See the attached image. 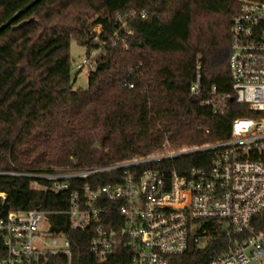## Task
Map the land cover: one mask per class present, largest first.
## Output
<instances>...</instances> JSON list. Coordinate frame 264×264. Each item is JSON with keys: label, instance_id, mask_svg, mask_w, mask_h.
<instances>
[{"label": "trees", "instance_id": "obj_1", "mask_svg": "<svg viewBox=\"0 0 264 264\" xmlns=\"http://www.w3.org/2000/svg\"><path fill=\"white\" fill-rule=\"evenodd\" d=\"M243 1L0 0V217L69 208V192L35 189L29 175L148 157L165 143L172 152L212 145L230 137L235 118L256 116L235 102L232 90L231 27ZM116 34L128 38L127 49L113 45ZM71 40L87 57L97 52L87 89L74 88ZM198 73L204 89L228 98L223 113L202 107L205 96L191 93ZM211 157L202 152L163 165L185 174L207 168ZM120 177L103 174L74 185ZM49 220L71 240L75 258L85 260L92 231L71 232L63 215ZM205 227L206 244H191L172 264H209L227 248L221 224ZM253 227L264 228V212Z\"/></svg>", "mask_w": 264, "mask_h": 264}, {"label": "built area", "instance_id": "obj_2", "mask_svg": "<svg viewBox=\"0 0 264 264\" xmlns=\"http://www.w3.org/2000/svg\"><path fill=\"white\" fill-rule=\"evenodd\" d=\"M101 31L96 26L95 33ZM231 36L235 102L256 116L235 118L230 137L212 145L172 152L165 143L161 153L148 157L29 175L39 189L69 192V208L10 211L0 217V264H172L191 244H206L205 223L210 221L221 224L230 238L209 264H264V228L253 227L255 217L264 212V0L241 3ZM115 37L113 45L122 42L127 49L128 38ZM95 57L93 53L83 59L77 69L89 73ZM190 91L205 96L200 105L214 114L227 107L225 95L215 87H202L199 73ZM202 152H212L207 168L179 174L163 165ZM115 172L121 173L119 181L108 185H74ZM54 215L67 217L71 232L92 231L86 262L83 255L75 258L63 232L53 230L49 219Z\"/></svg>", "mask_w": 264, "mask_h": 264}, {"label": "rangeland", "instance_id": "obj_3", "mask_svg": "<svg viewBox=\"0 0 264 264\" xmlns=\"http://www.w3.org/2000/svg\"><path fill=\"white\" fill-rule=\"evenodd\" d=\"M97 55V52H94ZM70 55L72 63V79L75 89H87L89 86V73L77 69V65L87 58L86 48L79 46L75 40H71ZM35 189H39L34 186Z\"/></svg>", "mask_w": 264, "mask_h": 264}]
</instances>
